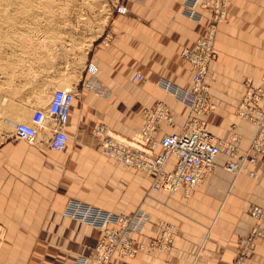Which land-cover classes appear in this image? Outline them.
<instances>
[{
  "label": "crops",
  "instance_id": "1",
  "mask_svg": "<svg viewBox=\"0 0 264 264\" xmlns=\"http://www.w3.org/2000/svg\"><path fill=\"white\" fill-rule=\"evenodd\" d=\"M184 2L125 1L128 14L114 19L107 34L109 43L103 40L93 46L79 66L68 71L53 64L41 66L42 76L28 82L31 90H47L41 105L48 104L61 82L69 83L77 97L65 128L69 144L64 153L50 149L49 130L34 145L12 140L0 150V227L4 232L0 264H74L79 256L93 257L103 234L64 216L72 200L114 214L141 212L146 223L133 236L138 243L157 236L160 220L176 226L168 254L146 249L134 259L117 256L112 264H235L239 240L253 224L250 207L264 208L262 162L247 166L236 177L224 169L230 158L219 155L204 184L188 196L181 190L170 197L164 191L150 192L153 177L107 158L99 144L91 142L100 126L133 138L144 126V111L158 103L166 104L175 116L176 126H163L164 132H178L184 125L189 110L158 82L165 79L184 89L191 87L192 74L181 52L193 47L211 17L210 9L199 8L202 23L189 20L182 13ZM231 3L229 18L216 38L217 59L206 80L215 106L207 128L225 141L237 136L244 155L256 128L240 118L237 110L248 89L261 86L264 74V0ZM89 62L99 66L98 79L108 98L87 87ZM137 72L144 82L132 81ZM13 103L26 108L27 122L41 107L35 104L32 109L34 103L16 97ZM243 264H264L263 239L256 241Z\"/></svg>",
  "mask_w": 264,
  "mask_h": 264
},
{
  "label": "built area",
  "instance_id": "2",
  "mask_svg": "<svg viewBox=\"0 0 264 264\" xmlns=\"http://www.w3.org/2000/svg\"><path fill=\"white\" fill-rule=\"evenodd\" d=\"M115 1L117 15H127L128 8L124 3L128 0ZM231 7V0H185L183 3L182 13L189 20L202 23L204 15L199 8L210 9L211 17L204 34L193 47L184 48L181 52V58L189 65L192 74L191 87L184 89L165 79L158 82L161 89L189 110V116L178 132L163 131V126L169 129L176 126L172 110L164 103L144 111V126L133 138H125L104 126L93 132L104 156L154 178L150 192L164 191L171 197L183 190L188 196L214 172L219 155L230 158L224 169L236 177L249 165L255 166L259 162L264 164V74L261 86L250 87L237 110L240 118L256 128L251 145L244 155L240 154V139L237 136L225 141L207 128V118L215 106L211 103V89L206 80L217 59L215 44L220 26L228 20ZM86 72L89 77L86 80L87 87L102 98H108V90L98 79L99 66L89 62ZM144 80L139 72L132 77L134 83ZM76 97L74 91L55 90L47 106L35 110L29 122L15 126V138L34 145L40 133L48 129L51 133L50 149L64 153L69 144L65 128ZM170 164L172 169L168 170ZM250 176L254 177V172H250ZM249 214L253 224L249 233L239 240L235 264H243L256 241L264 240V208L251 206ZM64 216L100 230L103 234L93 257L79 256L74 264H112L117 256L134 259L146 249L168 254L177 234L176 226L160 220L157 236L147 243H138L133 236L143 230L146 223L144 214H114L76 200L68 203Z\"/></svg>",
  "mask_w": 264,
  "mask_h": 264
},
{
  "label": "rangeland",
  "instance_id": "3",
  "mask_svg": "<svg viewBox=\"0 0 264 264\" xmlns=\"http://www.w3.org/2000/svg\"><path fill=\"white\" fill-rule=\"evenodd\" d=\"M117 16L115 0H0V150L17 140L7 121H28L26 108L14 107V97L34 103L32 109L47 106L41 105L47 90L27 85L42 76L40 67H78L93 46L107 39ZM57 89L72 91L66 82ZM3 237L0 227V248Z\"/></svg>",
  "mask_w": 264,
  "mask_h": 264
},
{
  "label": "bare ground",
  "instance_id": "4",
  "mask_svg": "<svg viewBox=\"0 0 264 264\" xmlns=\"http://www.w3.org/2000/svg\"><path fill=\"white\" fill-rule=\"evenodd\" d=\"M7 125L10 126L11 128H15V126H16L17 124H16V123H13V122H10V121H9V122L7 121ZM91 142L94 143L95 140H93V138H91Z\"/></svg>",
  "mask_w": 264,
  "mask_h": 264
}]
</instances>
